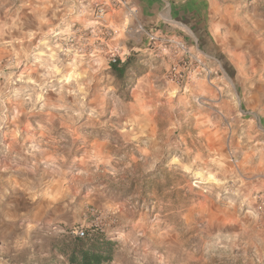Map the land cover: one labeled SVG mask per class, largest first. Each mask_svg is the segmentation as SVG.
Segmentation results:
<instances>
[{"label": "rangeland", "instance_id": "1", "mask_svg": "<svg viewBox=\"0 0 264 264\" xmlns=\"http://www.w3.org/2000/svg\"><path fill=\"white\" fill-rule=\"evenodd\" d=\"M219 2L243 23L234 37L257 50L241 64L264 78V0ZM112 8L0 0V264H66L80 228L113 242L106 264H264V118L242 111L235 73L217 56L206 60L210 78L184 83L170 79L172 53L166 69L162 54L132 50L125 74L113 73ZM33 50L55 52L61 73L77 77L59 95L49 89L43 109L18 79L39 82ZM146 73L150 84L138 82ZM198 78L216 80V100L165 92V79L188 94ZM227 97L232 115L218 102ZM202 107L212 109L210 134Z\"/></svg>", "mask_w": 264, "mask_h": 264}, {"label": "crops", "instance_id": "2", "mask_svg": "<svg viewBox=\"0 0 264 264\" xmlns=\"http://www.w3.org/2000/svg\"><path fill=\"white\" fill-rule=\"evenodd\" d=\"M127 2L128 6L112 8L111 13V24L117 29L115 33L117 40L113 47L120 56L125 55L127 58L131 55L130 51L141 50L145 56L154 58L157 52L162 54L160 58L162 66L168 69L174 59L170 54L171 47L162 46L161 39L177 36L190 46L194 45L205 51L212 60L218 57L227 71H233L236 79L233 82V90L237 99L241 100L242 111L245 109V112L252 113L254 118H264V78L262 75L256 78L258 71L254 63L247 70L241 64V61L246 62L248 59L254 62L257 50L252 42L243 39V36L240 40L234 37V34L238 33L243 35V23L239 20L233 22L227 6L222 7L219 0H127ZM145 29L149 31L148 35ZM150 77L151 74L146 73L138 82L150 84ZM212 82L214 85L198 78L191 84L190 92L187 94L181 91L175 81L165 79V92L177 91L176 101H189L194 93L207 94L211 100H216L214 86L218 83L215 79ZM218 102L226 115L228 113L232 115L236 109L232 98H220ZM202 108L205 109L201 110L205 116L212 114V109ZM205 118L203 120L207 125L205 130L210 134L214 129L211 127L210 117Z\"/></svg>", "mask_w": 264, "mask_h": 264}, {"label": "clouds", "instance_id": "3", "mask_svg": "<svg viewBox=\"0 0 264 264\" xmlns=\"http://www.w3.org/2000/svg\"><path fill=\"white\" fill-rule=\"evenodd\" d=\"M40 44L47 46V41L42 39L40 41ZM57 47H59V45H57ZM33 55L35 56V63L37 67L43 69V71H40L38 73L39 82L37 83V81L34 80L32 81L26 80L23 74L20 77H18V79L24 80L25 84L34 85V87H28L24 89V91L27 92V95L25 96V100L27 102H30L34 109L37 103L40 104V109H43L46 103L45 93L49 89L57 92L59 95L61 89L67 86V82L69 80L75 81L77 77L75 75L70 76L61 73V67H63L64 65L58 59L55 52L49 51L45 53V52L33 50ZM57 65H61V67H58ZM15 66H18V63ZM54 81H57L58 83L54 84L53 83ZM83 93H84V86L80 84H76L74 86L73 94L81 95ZM17 95H19V90L17 91ZM52 107L63 108L65 107V105L63 104L52 105ZM79 107L83 109L84 105L82 101L79 102ZM94 113H95V109L89 111L88 115L91 116L94 115Z\"/></svg>", "mask_w": 264, "mask_h": 264}, {"label": "built area", "instance_id": "4", "mask_svg": "<svg viewBox=\"0 0 264 264\" xmlns=\"http://www.w3.org/2000/svg\"><path fill=\"white\" fill-rule=\"evenodd\" d=\"M113 6H128L127 0H108ZM102 4V3H99ZM100 18L103 14V8H99ZM148 35L149 32L145 31ZM153 39V38H152ZM162 45L171 47L170 51L176 58V62L171 67L170 79H175L178 83H184L191 79L194 74L205 73L210 78L214 73L213 68L209 67L206 63L209 56L206 55L201 49L188 45L184 40L177 36H168L161 39ZM121 60L120 55H113L112 62ZM77 236L83 237L85 232L83 229L76 230Z\"/></svg>", "mask_w": 264, "mask_h": 264}, {"label": "trees", "instance_id": "5", "mask_svg": "<svg viewBox=\"0 0 264 264\" xmlns=\"http://www.w3.org/2000/svg\"><path fill=\"white\" fill-rule=\"evenodd\" d=\"M130 58L112 62L113 73L123 76L129 66ZM112 244L110 240L96 237L94 239L76 236L71 246L63 248V254L67 256L66 264H106L112 262Z\"/></svg>", "mask_w": 264, "mask_h": 264}]
</instances>
